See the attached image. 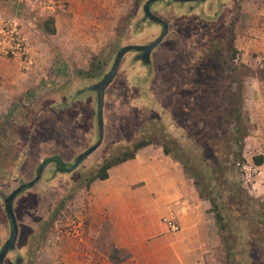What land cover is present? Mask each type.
I'll use <instances>...</instances> for the list:
<instances>
[{
	"label": "rangeland",
	"instance_id": "obj_1",
	"mask_svg": "<svg viewBox=\"0 0 264 264\" xmlns=\"http://www.w3.org/2000/svg\"><path fill=\"white\" fill-rule=\"evenodd\" d=\"M145 1L114 0L112 8L92 10L70 29L58 22L59 31L50 34L42 22L52 16L0 0V13L20 17L31 56L35 45L44 59L36 68L33 59L29 70L0 59V250L12 228L6 196L33 180L45 158L59 156L70 167L96 143L94 85L122 46L148 44L162 32L161 24L145 18ZM57 3V13L64 11ZM149 8L166 22L167 35L149 63L134 50L124 54L105 89L100 145L72 171L59 170L53 161L44 164L40 178L16 195L18 234L3 264H65L66 247L81 239L85 225L81 197L87 176L139 138L165 143L202 191L219 202L227 227L211 253L214 260L264 264V220L258 214L264 198L251 191L256 172L247 161L254 155L245 138L230 141L236 130L231 106L241 107L238 134L248 135L245 92L249 83L264 79V54L245 47L249 37H258L250 32L264 22V0H158ZM238 153L244 158L240 166ZM238 182L261 203L242 201Z\"/></svg>",
	"mask_w": 264,
	"mask_h": 264
},
{
	"label": "crops",
	"instance_id": "obj_2",
	"mask_svg": "<svg viewBox=\"0 0 264 264\" xmlns=\"http://www.w3.org/2000/svg\"><path fill=\"white\" fill-rule=\"evenodd\" d=\"M57 1L65 9L52 16L56 32L60 21L70 29L90 11L114 4V0ZM253 30L250 33L258 37H249L245 47L264 54V22ZM31 51L34 68L41 67V53L35 45ZM247 87L244 109L251 128L246 147L262 157L261 164H254L253 156L247 160L256 172L251 191L264 198V79ZM81 202L85 225L81 239L66 247L65 264H218L211 254L220 244L211 204L200 197L184 166L159 144L146 145L134 158L110 167L107 178L90 183ZM165 217H176L180 229L168 230Z\"/></svg>",
	"mask_w": 264,
	"mask_h": 264
},
{
	"label": "trees",
	"instance_id": "obj_3",
	"mask_svg": "<svg viewBox=\"0 0 264 264\" xmlns=\"http://www.w3.org/2000/svg\"><path fill=\"white\" fill-rule=\"evenodd\" d=\"M42 26L44 27L46 32H48L50 34H53L56 31L53 17H47L45 20H43ZM231 110H232V119H233L234 125L236 126V130H235L233 135L231 134L232 138L230 139V141L237 142V141L244 139L246 137L247 133L238 134L239 133V127H237V122L242 120V118H241V115H242L241 107H238L235 104H233L231 106ZM223 123H225V121H223ZM214 125H216V126L219 125V119L215 118ZM225 136L227 137V133L225 134ZM152 143L161 145L166 154H169L174 160L180 162V160L177 159V157H175L174 155L171 154L170 149L168 148V146L165 143L154 142L153 138H139V139L135 140L132 144L125 145V146L121 147L119 150H117L116 152H114V153L110 154L108 157H106L101 162V164H99V166L89 176H87L86 187H88L89 184L96 179L107 178L108 177V170L110 167H112L113 165H116L118 163H121L125 160L134 158L137 151L140 148H142L146 145L152 144ZM235 157H237V159H238L235 165L240 166L244 162V158L242 157V154L238 153L235 155ZM51 161L55 162L58 165L63 164V162L59 156H52L49 158H45L43 160L42 164L39 165V168L42 167L44 164L51 162ZM253 162H254V164H261L262 163V157L258 156V155L253 156ZM195 185L198 189L200 197L209 200V202L211 204L210 210L213 211V213L215 215L216 223L218 226V233L220 235V240H222L223 239V232L225 231V229L227 227V224L225 222V220H227V216L223 211L220 210L221 209L219 206L220 204L214 197H211L210 195L205 194V192L202 191L201 187L197 184L196 181H195ZM29 186H26L24 188H27ZM237 186H238V189H240V192H241L240 196L242 198L241 199L242 201H244V202L247 201V203L248 202L261 203L262 200L253 198L252 196L249 195V193L247 192L246 189L244 190L242 188L243 186H242L241 182H238ZM24 188H22V190ZM243 196L244 197L246 196V198H244ZM258 214H260V216H261L260 219L263 221L264 220V212H259ZM112 255H113V252L111 253L110 257H112Z\"/></svg>",
	"mask_w": 264,
	"mask_h": 264
},
{
	"label": "water",
	"instance_id": "obj_4",
	"mask_svg": "<svg viewBox=\"0 0 264 264\" xmlns=\"http://www.w3.org/2000/svg\"><path fill=\"white\" fill-rule=\"evenodd\" d=\"M158 0H146L144 5H143V11H144V16L150 20H157L163 23L164 29L160 36H158L154 41L148 43V44H127L125 46H122L116 53L114 62L110 68V70L103 76V78L97 82L94 85V89L96 90L97 93V117H98V124H99V138L90 147H88L85 151L80 153L75 161V163L70 166L67 171H72L74 170L81 162L82 160L88 156L91 152H93L102 142L103 138V104H104V95H105V89L107 85L111 82V80L114 78L115 74L118 71L120 62L124 56L125 53L128 51L134 50V51H142V57L145 61H148L150 52L163 40L164 36L167 33V24L164 22L161 18L156 16L150 11V4L152 2H155ZM178 1H201V0H178ZM42 173V167L38 168V173L36 177L26 183L21 184L17 188L13 189L5 198V210L6 213L10 219L11 222V233L9 238L6 240L5 244L0 250V264H3L4 258L7 254V252L14 247L16 239H17V234H18V227L13 211V200L16 197V195L22 190V188L32 185L38 178H40V175Z\"/></svg>",
	"mask_w": 264,
	"mask_h": 264
},
{
	"label": "built area",
	"instance_id": "obj_5",
	"mask_svg": "<svg viewBox=\"0 0 264 264\" xmlns=\"http://www.w3.org/2000/svg\"><path fill=\"white\" fill-rule=\"evenodd\" d=\"M25 8L35 10L41 15L53 16L59 5L55 0H16ZM30 44L22 27L20 17L14 13H0V59L17 62L25 70L33 65ZM247 167L244 166V169ZM168 230L176 232L180 229L176 217L163 218Z\"/></svg>",
	"mask_w": 264,
	"mask_h": 264
},
{
	"label": "flooded vegetation",
	"instance_id": "obj_6",
	"mask_svg": "<svg viewBox=\"0 0 264 264\" xmlns=\"http://www.w3.org/2000/svg\"><path fill=\"white\" fill-rule=\"evenodd\" d=\"M151 4H152V3H151ZM151 4H150V5H151ZM145 18H146V17H145ZM147 19H148V18H147ZM155 21L158 22L159 24H161L162 27H163V29H164V25H163L162 22L157 21V20H155ZM163 29H162V31H163ZM161 33H162V32H161ZM161 33H160V34H161ZM167 33H168V28H167ZM167 33H166V35H167ZM166 35H165V36H166ZM159 36H160V35H159ZM165 36H164V37H165ZM134 52H136V58H137V59L141 60V61L144 62V63H146V62L149 63V62H150L149 59H148V61H145V60L143 59V57H142L143 52H142V51H134ZM150 53H151V52H150ZM149 57H150V56H149ZM76 159H77V158H76ZM75 161H76V160H75ZM74 163H75V162H74ZM74 163H73V164H74ZM73 164H72V165H73ZM72 165H71V166H72ZM68 168H69V167L65 166L64 164H60L59 170L67 171Z\"/></svg>",
	"mask_w": 264,
	"mask_h": 264
}]
</instances>
